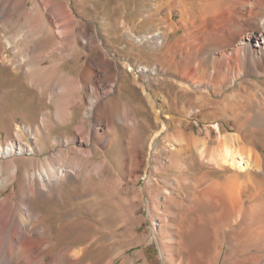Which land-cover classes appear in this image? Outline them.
Segmentation results:
<instances>
[{
    "label": "bare ground",
    "instance_id": "obj_1",
    "mask_svg": "<svg viewBox=\"0 0 264 264\" xmlns=\"http://www.w3.org/2000/svg\"><path fill=\"white\" fill-rule=\"evenodd\" d=\"M88 1L0 0V69L15 82L21 78L50 109L30 108L31 123L19 114L22 127L0 125V264H13L14 252L35 264H89L76 260L84 254L82 245H58L65 238L63 225L57 238L40 210L68 198L67 185L77 199L102 193L103 204H110L139 244L148 240L136 233L142 220L136 211L144 206L164 264H264V81L258 80L264 77V0H197L195 32L186 35L191 49H180L182 58L169 54L163 64L180 88L172 97L179 108L176 124L163 102L148 93L150 80H167L165 71L119 59L96 25L74 20V14H87ZM112 5L107 14L114 18L116 40L126 39L123 52H131L132 42L164 44L160 31L137 37L125 18L119 21L117 2ZM91 8L88 15L98 16ZM32 21H39L38 41L29 31ZM87 29L97 35L87 39ZM127 73L150 119L122 101ZM9 92L0 86V112ZM218 96L221 101L213 100ZM199 102L211 109L215 138L208 127L204 137L181 129L185 108ZM57 128L62 133L53 135ZM116 146L122 149L115 169L105 151ZM105 169L115 177H105ZM86 204L90 213L102 205L96 198ZM120 256L95 264H114Z\"/></svg>",
    "mask_w": 264,
    "mask_h": 264
},
{
    "label": "rangeland",
    "instance_id": "obj_2",
    "mask_svg": "<svg viewBox=\"0 0 264 264\" xmlns=\"http://www.w3.org/2000/svg\"><path fill=\"white\" fill-rule=\"evenodd\" d=\"M114 1H116L118 6L122 9L119 21L122 20V17L125 18L129 25V29L137 37L152 34L155 30L160 31L165 40L164 44L159 48H152L145 42L141 44L132 42V44L128 43L131 48V52H123L122 49L125 47L126 39L124 36H121L120 39L116 40L115 30L113 28L114 18L107 14V11L110 13L108 8L113 7L112 3H114ZM91 5L98 12V16L92 17L91 15H88L92 10ZM84 8L87 10V14L83 17H79V15L74 14V20L78 24L87 23L96 25L100 35H102L101 37H103L102 39L110 45V47H113L118 51L119 59L128 57L129 60H133L138 65L140 64L139 66H145L148 68H155L157 66L161 67L165 71L167 80H163L159 83L150 80L148 93L152 98L157 97V100H161L163 102L164 109L172 117L170 122L173 121L172 123L176 124L179 108L174 107L175 105H173L174 101L172 97L175 92H179L180 88L177 85L178 79L175 74H173L174 72L170 71L166 68V66L164 67L163 64L165 57L169 56V54L177 53V57L182 58L183 56L178 54V52H181L179 50L184 49L189 51L191 49L192 44L190 42H193L192 38L186 40V35L189 31L192 34L195 32L196 16L194 13L197 8V0H90L88 3L84 4ZM32 22L33 23H31V25L29 24L30 30L29 28L28 30L31 32L35 31L34 33H37L36 31H38V28L36 27V23H39V21ZM55 27L56 26L54 24V29ZM82 32V29L78 25L75 28L74 33L79 36L83 34ZM7 33L9 34V32ZM85 34H88L86 35L87 39H89L90 35H97L94 29H87ZM36 37L38 41L40 39L39 33H37ZM68 43L69 42L66 44L65 42L62 46H70ZM83 45L85 48L90 46V44L87 43ZM149 48L153 50H150ZM119 62L120 60H118V66ZM68 70V67L64 66V71L67 72ZM70 76L73 77L74 75L70 74ZM161 76L164 77V75ZM124 80V84L120 89L122 101L127 102L138 117H140V115H145L148 119H150L152 112L145 102L144 105L143 103H139V101H141V93L138 89L132 86V78L128 73L125 75ZM258 80L264 81V77H261ZM13 81L14 80L11 79L7 70L0 69V86L7 88L8 91L10 90L6 97V105L0 112V125L3 123L6 124L7 121V124L17 123L22 127L23 125L20 115H28L29 118L25 117L24 121L31 123L35 116L33 117V114L30 113V108L34 109L33 113L44 111L46 109L44 105L46 101L40 96H37V93L29 92V89L24 85L21 78H19L16 82ZM67 86H69L70 93L74 92L70 88V80L67 82ZM221 86L223 89L225 88V85ZM17 88H19L18 91L20 93L17 92ZM231 90V88H226L225 92H230ZM23 91H25L24 93L28 95L25 96ZM213 100L221 101L222 97H213ZM169 101L172 103H170L172 107H169ZM31 103L33 106H30ZM194 105L190 108L186 107V113H188L180 117L182 119L181 129L186 132H193L197 136L204 137L206 134L205 128L208 127L209 130L215 132V134H212V138L217 137V132L210 128V125L213 124V119L209 115L211 112L210 107L202 106V102ZM46 110L50 111V109ZM142 111H146V113H143ZM3 112L5 114L4 119ZM18 115L19 118L17 117ZM216 124L220 127L223 122L219 121ZM62 131L63 129L57 128L52 133L53 135H56L62 133ZM0 133L2 136L5 135L2 131ZM121 149L122 147L116 146L113 150L111 149V153H107V151H105L108 161H110L111 166L115 169L119 168L118 152H120ZM261 155L264 157V150ZM111 156L112 158L110 159ZM104 173H106L105 177H108L110 180L115 177V173L110 171V169H105ZM143 183L144 181H141V184ZM69 188V185H67L68 198H66L62 203L53 205L52 203L46 202V207L40 210L48 216L47 223L53 228L54 233L57 234V238H60V232L58 233V231H60V226L63 225L61 235L65 234V238L60 240L58 245L61 246L63 243V246L70 249L80 248V245H82L84 248V254H80L76 260L82 259V262L84 263L86 261L89 264H95L99 262L100 259L108 258L111 255L114 256L115 254L116 256H121L114 261V264H119L124 259H133L135 260V264H164L161 259L159 245L154 239H152V223L150 219L147 218L148 216L144 206H140L136 211V216L142 219L140 227L136 228V233L137 238L146 237L148 240L139 244L137 243L136 238L131 237L124 229V225L120 222L117 216L118 213H116L110 204L107 202L103 204L104 195L102 193L94 192L89 194L88 198L85 196L84 198L77 199L73 198L74 194ZM95 198L101 200L102 205L97 211L90 213L86 210L87 207L85 206H87L86 203L88 200ZM147 201V196H144L143 204L145 205ZM178 220L179 219L175 217V221ZM119 222L122 225H120ZM51 254L52 253H49L46 256V261L50 259ZM180 255L188 257V253L186 251L181 252ZM11 257L14 259L13 264H35L32 260H29L30 262L24 261L22 256L17 252L11 254Z\"/></svg>",
    "mask_w": 264,
    "mask_h": 264
}]
</instances>
